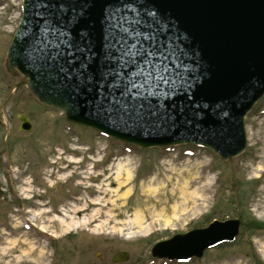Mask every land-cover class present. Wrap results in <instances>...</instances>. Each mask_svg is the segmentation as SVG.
<instances>
[{"label":"water","instance_id":"95a60500","mask_svg":"<svg viewBox=\"0 0 264 264\" xmlns=\"http://www.w3.org/2000/svg\"><path fill=\"white\" fill-rule=\"evenodd\" d=\"M23 10L8 69L66 121L144 149L190 144L223 161L245 152V118L264 96V0H24ZM113 33L156 56L125 66ZM239 233V221L214 222L152 255L202 258Z\"/></svg>","mask_w":264,"mask_h":264},{"label":"rangeland","instance_id":"374dc122","mask_svg":"<svg viewBox=\"0 0 264 264\" xmlns=\"http://www.w3.org/2000/svg\"><path fill=\"white\" fill-rule=\"evenodd\" d=\"M22 5L0 0V264H114L120 252L130 256L120 264H264V97L246 117L245 152L226 162L196 146L119 143L66 122L26 87L15 92L20 76L6 59ZM19 115L31 132L19 129ZM125 170L129 179H117ZM184 191L193 196L185 205ZM76 208H88L82 227L51 222ZM215 220L240 221L234 244L188 263L152 257L157 243Z\"/></svg>","mask_w":264,"mask_h":264},{"label":"bare ground","instance_id":"6f19581e","mask_svg":"<svg viewBox=\"0 0 264 264\" xmlns=\"http://www.w3.org/2000/svg\"><path fill=\"white\" fill-rule=\"evenodd\" d=\"M119 175L116 177L117 179L118 178H120L123 174H125L126 175V177H127V180L129 179V177H130V173H129V171H124V172H121V173H118ZM122 174V175H121ZM183 195H184V205L190 200V199H193V196L192 195H190V194H188L187 192H185L184 191V193H183ZM87 207V206H86ZM88 210V208H76V209H73L71 212H66V214L65 213H62V216H63V219L62 220H53V221H51V222H53V223H56V222H58V223H60L59 224V228L61 229V231H63V232H67L70 228H73V227H75V226H78L79 224H80V226L82 227V225H81V222H80V218L81 217H84V214H85V212ZM162 215H164V213L163 214H160V216H162ZM98 215H93L91 218H89V220L88 221H85L86 223V225H89V224H91L95 219H96V217H97ZM84 220H85V218H84ZM79 221V222H78ZM142 225V224H141ZM140 229H142V227L140 228ZM41 257H43L44 256V254L41 252Z\"/></svg>","mask_w":264,"mask_h":264},{"label":"snow or ice","instance_id":"6c2138e0","mask_svg":"<svg viewBox=\"0 0 264 264\" xmlns=\"http://www.w3.org/2000/svg\"><path fill=\"white\" fill-rule=\"evenodd\" d=\"M110 39L113 41L114 44L121 46L119 51H120V57L121 59L124 60L125 66H133L137 67L139 66L140 62L139 60H147V57L152 56L155 57L156 53L152 51H144L141 47H137V45H127L126 38L124 36H119L117 37L114 33L110 36ZM111 47V45H110ZM135 47L136 50L133 51L132 48ZM145 54H147L145 56Z\"/></svg>","mask_w":264,"mask_h":264},{"label":"flooded vegetation","instance_id":"af4514ba","mask_svg":"<svg viewBox=\"0 0 264 264\" xmlns=\"http://www.w3.org/2000/svg\"><path fill=\"white\" fill-rule=\"evenodd\" d=\"M3 108H4L3 106H1V108H0V113H1V114H3V112H4V111H3Z\"/></svg>","mask_w":264,"mask_h":264},{"label":"trees","instance_id":"16d2710c","mask_svg":"<svg viewBox=\"0 0 264 264\" xmlns=\"http://www.w3.org/2000/svg\"><path fill=\"white\" fill-rule=\"evenodd\" d=\"M262 228L264 229V227H261V229H262Z\"/></svg>","mask_w":264,"mask_h":264}]
</instances>
